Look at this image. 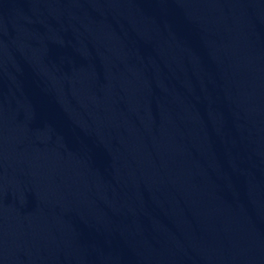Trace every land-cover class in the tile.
<instances>
[{
	"label": "water",
	"instance_id": "water-1",
	"mask_svg": "<svg viewBox=\"0 0 264 264\" xmlns=\"http://www.w3.org/2000/svg\"><path fill=\"white\" fill-rule=\"evenodd\" d=\"M0 264H264V0H0Z\"/></svg>",
	"mask_w": 264,
	"mask_h": 264
}]
</instances>
